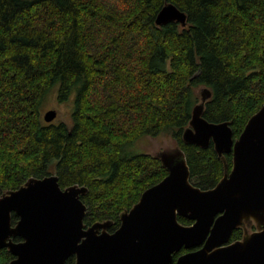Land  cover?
Segmentation results:
<instances>
[{"label":"trees","instance_id":"trees-1","mask_svg":"<svg viewBox=\"0 0 264 264\" xmlns=\"http://www.w3.org/2000/svg\"><path fill=\"white\" fill-rule=\"evenodd\" d=\"M167 2L185 27L156 24ZM201 87L212 93L203 116L238 137L264 103V0H0V196L56 173L62 187H88L86 221H119L167 174L134 144L164 134L192 182L215 186L224 162L213 143L183 140ZM53 95L72 103L69 121L44 120ZM12 258L0 251V264Z\"/></svg>","mask_w":264,"mask_h":264},{"label":"water","instance_id":"water-1","mask_svg":"<svg viewBox=\"0 0 264 264\" xmlns=\"http://www.w3.org/2000/svg\"><path fill=\"white\" fill-rule=\"evenodd\" d=\"M155 22L185 27L187 14L167 2ZM199 92L183 140L201 148L213 143L219 156L232 153V168L216 186L204 189L192 182L186 153L177 143L159 149L155 155L167 175L144 190L121 213L120 227L109 233L110 221L85 228L88 206L81 196L87 186L62 187L56 173L32 176L0 196V251L12 253L9 264H65L72 254L76 264H170L174 252L202 244L180 255L176 264H264V103L235 138L229 121L203 116L212 93L208 87ZM57 116L54 108L43 113L47 122ZM13 214L18 217L15 224ZM179 216L194 222L183 224ZM251 219L256 231L223 246L236 227Z\"/></svg>","mask_w":264,"mask_h":264},{"label":"flooded vegetation","instance_id":"flooded-vegetation-1","mask_svg":"<svg viewBox=\"0 0 264 264\" xmlns=\"http://www.w3.org/2000/svg\"><path fill=\"white\" fill-rule=\"evenodd\" d=\"M171 140L173 141V143L172 144H174V143H176V141L173 139V138H171ZM156 153V152H155ZM218 154V153H217ZM227 154H231L232 155V153H225L223 156H219V157H221V159L223 160V162H224V173H223V175H222V177L224 176V174H225V172H226V169H228L229 171L231 170V168H232V156H231V160H228V158L226 157V155ZM154 156H156L155 154H153ZM219 155V154H218ZM159 159V158H158ZM168 173V172H167ZM167 175V174H166ZM221 177V178H222ZM220 178V179H221ZM220 181V180H219ZM218 181V182H219ZM217 182V183H218ZM156 184V183H155ZM216 186V185H215ZM214 187V186H213ZM213 187H211V188H213ZM202 188V187H201ZM204 189H210V188H204ZM85 195V194H84ZM84 195H82V196H84ZM81 196V197H82ZM83 200V199H82ZM87 212H88V208H87ZM87 212H86V215H85V217H84V223H85V228H88L89 226H91L92 224H94L95 222H98V221H110V224H109V226L106 228V231L107 232H109V233H114L119 227H120V225H121V218L119 219V221H117V220H112V219H102V220H100V219H96V220H94V221H90V222H88V221H86V217H87ZM219 215H221V213H219V214H217V216H219ZM180 217H182V216H179V221L180 222H182L181 220H180ZM185 218V217H184ZM188 221H189V223H185V222H182L183 224H192L194 221L193 220H190V219H188V218H186ZM14 224H15V222H14ZM236 230H242V235L240 236V237H233V233H234V231H236ZM257 230V225H256V222L253 220V219H251V220H247V221H245L244 222V224L243 225H240L239 227H236L234 230H233V232H232V234H231V236H230V238H229V241H227V242H225L224 244H223V246H227V245H229V244H231V243H233V242H235V241H238V240H241V239H243V237H244V235H245V233H246V231H248V232H253V231H256ZM104 231V229L103 228H100L99 229V231H98V233H102ZM22 238L21 237H14V240L15 241H20ZM203 246V244L202 245H199V246H195V247H191V248H185V247H183V248H181V250H179V251H177V252H174L173 253V260H172V262L170 263V264H176V262H177V259H178V257L180 256V255H182V254H184V253H186V252H189V251H194V250H198V249H200L201 247ZM12 254V253H11ZM13 258H14V256H13ZM12 258V259H13ZM11 259V260H12ZM68 259H72V261H73V264H76V254H72V255H70L67 259H66V261H65V264H66V262H67V260Z\"/></svg>","mask_w":264,"mask_h":264},{"label":"rangeland","instance_id":"rangeland-1","mask_svg":"<svg viewBox=\"0 0 264 264\" xmlns=\"http://www.w3.org/2000/svg\"><path fill=\"white\" fill-rule=\"evenodd\" d=\"M54 108L58 112L57 120H64L69 121V115L72 108V103L65 102L60 103L57 101L56 96H50L47 100L42 113H44L46 110ZM172 137L169 135H161L156 137L151 136H145L141 139H139L134 144V150L136 149L139 152H146L149 154H155V152L159 149H162L166 146L173 145V141L171 140ZM132 148V147H131ZM132 150V149H131Z\"/></svg>","mask_w":264,"mask_h":264}]
</instances>
